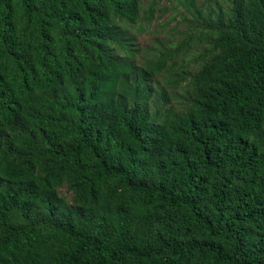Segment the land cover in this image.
Instances as JSON below:
<instances>
[{"label": "trees", "instance_id": "16d2710c", "mask_svg": "<svg viewBox=\"0 0 264 264\" xmlns=\"http://www.w3.org/2000/svg\"><path fill=\"white\" fill-rule=\"evenodd\" d=\"M146 1L0 0V264H264V0Z\"/></svg>", "mask_w": 264, "mask_h": 264}, {"label": "rangeland", "instance_id": "374dc122", "mask_svg": "<svg viewBox=\"0 0 264 264\" xmlns=\"http://www.w3.org/2000/svg\"><path fill=\"white\" fill-rule=\"evenodd\" d=\"M223 6L228 5V0H217ZM147 0L145 5L148 6ZM205 10L213 9L217 6L216 0H199ZM146 14V12L144 13ZM149 16L150 14H146ZM193 14L180 5L177 0H160L155 6L153 17L144 20L137 28H131L136 37V42L143 47L145 52L152 53L158 51L164 45L178 44L187 33L194 27ZM190 50L182 55L185 63H190L200 52L202 45L200 42L190 41ZM156 48V50H154ZM181 59V58H180ZM67 193L65 187L61 189Z\"/></svg>", "mask_w": 264, "mask_h": 264}]
</instances>
